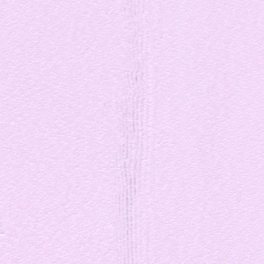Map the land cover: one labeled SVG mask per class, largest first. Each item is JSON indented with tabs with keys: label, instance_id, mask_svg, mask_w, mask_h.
Here are the masks:
<instances>
[{
	"label": "snow or ice",
	"instance_id": "1",
	"mask_svg": "<svg viewBox=\"0 0 264 264\" xmlns=\"http://www.w3.org/2000/svg\"><path fill=\"white\" fill-rule=\"evenodd\" d=\"M0 264H264V0H0Z\"/></svg>",
	"mask_w": 264,
	"mask_h": 264
}]
</instances>
